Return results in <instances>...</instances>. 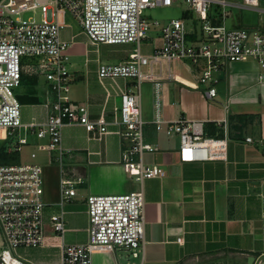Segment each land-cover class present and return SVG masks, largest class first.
I'll return each mask as SVG.
<instances>
[{"label":"built area","instance_id":"obj_1","mask_svg":"<svg viewBox=\"0 0 264 264\" xmlns=\"http://www.w3.org/2000/svg\"><path fill=\"white\" fill-rule=\"evenodd\" d=\"M191 12L190 18L173 19L167 24L152 20L145 12L170 8L177 0H0V129L7 134L9 151L20 152L30 146L31 138L39 141L32 153H57L55 161L64 162L62 130L68 125L84 126L97 139L109 134L104 117L91 120L87 106L71 97L70 44L62 40V29L72 19L94 46L136 44L129 58L118 64H101L100 80L128 79L130 90L115 109L112 124L124 146L121 163L138 182L161 178L160 166L147 165L144 157L157 151L146 142V124L142 115V86L153 85L156 131L164 128L168 137L180 141L182 163L226 161L229 123L218 122L222 135L211 137L205 123L179 119L166 121L162 114L163 83L180 81L169 63L181 60L199 70V80L191 87L204 90L208 99L218 95L217 74L234 62L253 59L259 67V80L264 82V3L263 0H182ZM233 11L251 10L259 14L255 25L227 23ZM232 14L231 22L233 21ZM157 32L162 47L152 55H143L139 45ZM23 58L36 62L27 66L28 73L42 75L49 82L45 122L25 124L22 105L16 91L21 87ZM167 69L166 76L164 70ZM21 133L23 135L21 136ZM18 137V139H17ZM17 139V140H16ZM247 142H253L247 138ZM80 180L64 177L61 181L60 212L51 216L56 235L63 236L66 222L63 206L76 196ZM42 167L33 162L0 165V264H30L18 254L19 248L45 246L46 207ZM88 207V241L85 244H62V258L56 264H93L98 252H129L144 264L145 200L143 192L120 195H90ZM264 244V195L261 209ZM182 238H178V243ZM264 255V248H263Z\"/></svg>","mask_w":264,"mask_h":264},{"label":"crops","instance_id":"obj_2","mask_svg":"<svg viewBox=\"0 0 264 264\" xmlns=\"http://www.w3.org/2000/svg\"><path fill=\"white\" fill-rule=\"evenodd\" d=\"M186 8L183 18H190ZM67 20L62 40L70 44L71 97L87 106L91 120L104 117L109 134L97 139L84 126L68 125L62 130L63 165L55 161L57 153L37 156L42 167L46 207L45 246L19 248L17 254L30 264H56L62 258V244L78 245L88 241V207L90 195H120L143 192L145 200L144 264H261L264 244L261 237L262 196L264 195V82L259 80L255 60L234 62L217 74L218 95L208 99L204 90L191 87L199 80V70L189 62L176 60L169 68L180 81L163 83L162 114L166 121L179 119L202 121L208 136L222 135L218 122L229 123L226 161L182 163L180 141L168 137L164 128L156 131L153 85L143 98L142 115L146 124V142L157 151L144 157L145 163L160 166L161 178L138 182L121 163L124 143L112 124L115 109L123 102V93L130 90L131 80L99 78L101 64L126 61L136 44L92 45L83 30ZM73 21V20H72ZM75 22V21H73ZM157 37L159 40H156ZM157 41V42H156ZM162 47L158 33L140 43L143 55H152ZM23 62L21 87L16 94L22 105L25 124L45 122L49 82L44 76L28 73ZM167 69L164 70L166 76ZM26 118V119H25ZM252 138L253 142H247ZM30 146L39 141L31 138ZM7 134L0 129V151L7 148ZM20 162L22 160V151ZM43 153V152H42ZM38 153V154H42ZM46 153V152H44ZM32 160V159H31ZM33 163L37 164L32 160ZM64 177L80 180L76 196L63 206L66 232L56 235L50 225L52 215L60 212L61 181ZM178 238L182 242L178 243ZM2 237L0 234V245ZM129 259H132L130 262ZM93 264H141L129 252H98Z\"/></svg>","mask_w":264,"mask_h":264},{"label":"rangeland","instance_id":"obj_3","mask_svg":"<svg viewBox=\"0 0 264 264\" xmlns=\"http://www.w3.org/2000/svg\"><path fill=\"white\" fill-rule=\"evenodd\" d=\"M264 3V0H263ZM187 8V6L183 3L182 0H177V2L170 8H156L153 10H148L145 12V16H147L149 19L152 20H159L162 24H167L169 23L171 20L173 19H183V11ZM231 12V16L229 18V21L227 23L228 26L233 25L234 23H238L240 25H255L259 22L260 20V16L257 12L255 11H251V10H243V11H233L232 9L229 10ZM234 13L233 16V21L231 22V18H232V14ZM71 24H73L74 26H76L75 28H77V24L75 22L72 21V19L70 20ZM155 33L157 32H152L151 36L155 35ZM156 40H159V38L157 37ZM157 42V41H156ZM25 61H29V58H23V62ZM143 87V86H142ZM143 98L147 99L149 96V92L147 90V86L143 87ZM26 119V118H25ZM23 135V133H21V136ZM18 139V137H17ZM16 139V140H17ZM37 149L35 148V146H24L22 149V160L23 161H28V162H33L31 160V155L33 152H35ZM42 153V152H40ZM39 155L42 156H47V153H42V154H38L37 156L39 157ZM35 162L37 160H34ZM37 164L39 163V160L37 161Z\"/></svg>","mask_w":264,"mask_h":264},{"label":"trees","instance_id":"obj_4","mask_svg":"<svg viewBox=\"0 0 264 264\" xmlns=\"http://www.w3.org/2000/svg\"><path fill=\"white\" fill-rule=\"evenodd\" d=\"M20 163L19 153L9 154L5 150L0 151V165H15Z\"/></svg>","mask_w":264,"mask_h":264},{"label":"water","instance_id":"obj_5","mask_svg":"<svg viewBox=\"0 0 264 264\" xmlns=\"http://www.w3.org/2000/svg\"><path fill=\"white\" fill-rule=\"evenodd\" d=\"M132 259H129L128 261L130 262ZM261 264H264V262H262Z\"/></svg>","mask_w":264,"mask_h":264}]
</instances>
